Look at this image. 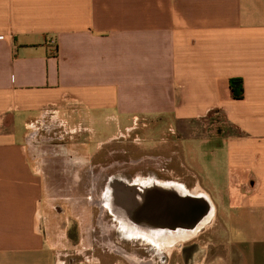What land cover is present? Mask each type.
Segmentation results:
<instances>
[{"label": "crops", "instance_id": "crops-1", "mask_svg": "<svg viewBox=\"0 0 264 264\" xmlns=\"http://www.w3.org/2000/svg\"><path fill=\"white\" fill-rule=\"evenodd\" d=\"M213 114L228 131L194 135ZM150 118L182 134L189 191L235 198L227 252L200 264H264V0H0V264H132L120 248L89 261L71 235L78 136L118 141Z\"/></svg>", "mask_w": 264, "mask_h": 264}, {"label": "rangeland", "instance_id": "rangeland-1", "mask_svg": "<svg viewBox=\"0 0 264 264\" xmlns=\"http://www.w3.org/2000/svg\"><path fill=\"white\" fill-rule=\"evenodd\" d=\"M170 127V120L166 118H150L144 124H139L136 130H127L124 138L122 137L118 141L105 143L103 138L99 137L94 138V142H91V134L78 136V146H87L83 149L78 148V223L77 230L73 229L71 235L73 238L77 236L79 240H83V247L86 248L84 254L89 261L96 258L103 259L107 256L111 261L119 259L114 251L120 248L138 258L154 256L157 258L158 264L167 263L165 258L169 251L166 250V247L161 248L158 245L155 250L154 245H149L148 242H135L132 230L121 220L115 219L109 206L102 211L97 202L106 196L107 200L109 197L110 200L116 199L115 191L117 189L114 190L113 195L108 189L111 183L115 185V188L117 185L122 186L123 182L127 189L131 186L142 188L143 184L141 185L139 181L135 180L148 178L152 175H155V179L157 177V179L172 180L174 183H170L175 184L173 186L178 187L176 184H184L191 187L188 190H192L194 181L180 166L176 154L180 150L179 141L182 134L177 132L175 126H173L175 132L172 133ZM198 127L204 129L208 135L228 131L222 124V117L219 114L209 117L206 124L204 122L196 123L193 128L194 132L196 131L194 135L202 133ZM116 135L117 133H111L110 139ZM92 156L93 159L90 161L88 158ZM167 157H171L172 161L167 163ZM200 161L205 175L212 179L216 178L218 175L217 162L211 157H203L202 154ZM90 165L93 166L92 174L89 173ZM166 172L172 173L171 177H167L169 174ZM202 180L204 181V179ZM204 185L203 183L202 187ZM230 197L234 198L232 194L231 196L210 195L209 198L215 210L212 221L198 232L197 237L180 244L174 243V255L170 264H184L181 258L183 259L187 255L194 256L195 264H200L201 259L207 254L213 259L217 258L220 253L227 252L225 212L223 211ZM123 226L127 230H123ZM80 261H83L82 256L77 257L75 264Z\"/></svg>", "mask_w": 264, "mask_h": 264}, {"label": "water", "instance_id": "water-1", "mask_svg": "<svg viewBox=\"0 0 264 264\" xmlns=\"http://www.w3.org/2000/svg\"><path fill=\"white\" fill-rule=\"evenodd\" d=\"M121 185L109 186L111 195L115 189L118 191H115V200L109 197L108 206L115 219L129 227L133 235L168 231L174 238L190 241L214 214L209 198L185 192L179 186L127 189L124 182Z\"/></svg>", "mask_w": 264, "mask_h": 264}, {"label": "bare ground", "instance_id": "bare-ground-1", "mask_svg": "<svg viewBox=\"0 0 264 264\" xmlns=\"http://www.w3.org/2000/svg\"><path fill=\"white\" fill-rule=\"evenodd\" d=\"M137 182V181H136ZM142 183V184H145V181L144 180H142V179H140V181H139V183ZM174 183V182H173ZM173 183H170V186H173V185H175V184H173ZM177 186H179L183 191H185V192H190V193H192V194H195V195H198V191L197 190H193V191H189V190H186V189H184V188H182V186H180V184H176ZM148 186V185H147ZM149 187V186H148ZM199 195H204L206 198H208L204 193H201V194H199ZM108 203H109V200H107V196L105 197V198H103L102 200H100L99 202H97V204L99 205V207H100V209L103 211V207L104 208H107L108 207ZM214 214H215V210H214ZM214 214L211 216V219H210V221H212V219H213V217H214ZM115 226V225H114ZM205 226H207V224L205 225ZM204 226V227H205ZM116 229V228H115ZM123 230H127V228L125 227V226H123ZM139 235H141L142 237H144L146 240H148L149 241V234L147 235V234H143V233H141V234H139ZM178 235V234H177ZM197 237V236H196ZM164 238H166L165 240H162V241H160V242H157V243H154V242H151L154 246H161V248H163V247H166V250L167 251H171L172 249H173V247L175 246L174 245V243L173 242H175V243H178V244H180V243H183V242H187V241H185V240H183V239H179V238H174L173 237V235L171 234L170 236H164L163 237V239ZM197 245V244H196ZM126 246V245H125ZM120 252V253H119ZM201 252V251H200ZM199 252V253H200ZM118 253L121 255V256H123L125 259H127L128 261H130L132 264L133 263H135V264H138L136 261V259L138 258V257H136V256H134V255H131L130 253H128V252H126V251H119L118 250ZM151 253V252H150ZM197 256V255H196ZM158 257V256H157ZM139 259V258H138ZM140 261V260H139ZM153 262V261H152ZM144 263V262H143Z\"/></svg>", "mask_w": 264, "mask_h": 264}, {"label": "flooded vegetation", "instance_id": "flooded-vegetation-1", "mask_svg": "<svg viewBox=\"0 0 264 264\" xmlns=\"http://www.w3.org/2000/svg\"><path fill=\"white\" fill-rule=\"evenodd\" d=\"M155 175H152L151 177H148V178H143L142 180L145 181V184H143V188H146V187H151L153 185H157L159 187H165V188H170V185H168L170 183V181H166V182H161V181H158L157 180V177L155 179L154 177ZM124 179V178H123ZM141 178H138L136 180L140 181ZM141 183V182H140ZM142 185V183H141ZM148 185V186H147ZM153 188H156V187H153ZM183 188V187H182ZM149 234V233H148ZM149 241L150 242H154V243H157V242H160L162 240H165L166 238L163 239L164 236H170L171 235V232H168V231H165V232H162L161 234H157L155 232H151V234H149ZM131 239V238H130ZM133 240L137 243H141V242H149L148 240H146L144 237H142L141 235L137 234L133 237ZM149 245H152L153 244H149ZM153 248L155 250H157L156 246H153Z\"/></svg>", "mask_w": 264, "mask_h": 264}, {"label": "trees", "instance_id": "trees-1", "mask_svg": "<svg viewBox=\"0 0 264 264\" xmlns=\"http://www.w3.org/2000/svg\"><path fill=\"white\" fill-rule=\"evenodd\" d=\"M229 87L232 92V97L239 100L243 97L242 82L240 80H230Z\"/></svg>", "mask_w": 264, "mask_h": 264}]
</instances>
